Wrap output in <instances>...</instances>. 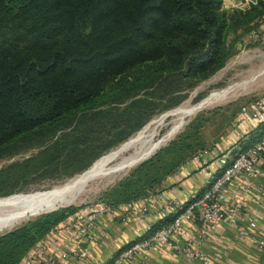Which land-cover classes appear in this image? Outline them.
Returning a JSON list of instances; mask_svg holds the SVG:
<instances>
[{"label":"trees","instance_id":"trees-1","mask_svg":"<svg viewBox=\"0 0 264 264\" xmlns=\"http://www.w3.org/2000/svg\"><path fill=\"white\" fill-rule=\"evenodd\" d=\"M225 2L0 0V158L33 134L67 129L140 68L193 82L222 70L232 56L231 35L264 19V0L232 11ZM262 134L264 124L250 131V141ZM82 210L63 208L0 236V264H20ZM171 220L154 224L152 232Z\"/></svg>","mask_w":264,"mask_h":264},{"label":"rangeland","instance_id":"rangeland-1","mask_svg":"<svg viewBox=\"0 0 264 264\" xmlns=\"http://www.w3.org/2000/svg\"><path fill=\"white\" fill-rule=\"evenodd\" d=\"M250 2L226 0L225 8L245 9ZM230 43L232 56L208 79L193 82L171 74L159 77L140 68L117 83L122 84L121 89L114 85L109 90L113 95L102 106L77 117L67 129L38 132L17 143L0 158V198L6 193L48 189L75 178L155 117L186 103L197 104L215 90L241 84L239 94L196 114L152 157L113 181L90 186L70 207L140 199L147 192L162 191L186 161L228 141L238 127L237 118L245 115L243 108L264 104V19L258 27L231 35Z\"/></svg>","mask_w":264,"mask_h":264},{"label":"built area","instance_id":"built-area-1","mask_svg":"<svg viewBox=\"0 0 264 264\" xmlns=\"http://www.w3.org/2000/svg\"><path fill=\"white\" fill-rule=\"evenodd\" d=\"M242 110L256 122V127L264 124V104ZM249 133L244 132L229 147L216 146L185 162L183 171L187 178L193 175L196 164L207 172V178L187 201L166 197L161 192H147L144 197L120 207L102 203L85 206L80 213L51 230L50 234L59 241L57 245L50 248L43 240L20 264H59L62 260L77 259L85 244L99 242L96 229L104 217L118 218L123 225H128L131 219L146 220L154 205L160 211L159 220L170 217L171 222L153 232L154 223H148L144 228V236L151 234L148 238L129 242L109 261L97 264H148L150 251L156 246L183 258L187 264H212L198 243L209 239L214 225L222 224L235 231L241 241L254 239L253 232L257 229L254 221L246 228L241 226L244 204L234 201L228 193V187L234 182L244 184V193L252 190L264 193V185L259 182L264 178V134L250 141ZM191 222L198 226L197 235L185 237L184 225ZM257 245L264 251V239H258Z\"/></svg>","mask_w":264,"mask_h":264},{"label":"crops","instance_id":"crops-1","mask_svg":"<svg viewBox=\"0 0 264 264\" xmlns=\"http://www.w3.org/2000/svg\"><path fill=\"white\" fill-rule=\"evenodd\" d=\"M238 120V127L231 134L221 147H229L236 143L244 132L253 131L256 122L248 115H242ZM220 146V145H219ZM213 157V156H212ZM194 167V173L187 178L185 172L180 171L169 179L161 192L166 197L187 201L188 198L197 191L202 182L207 178V172L199 168L198 164ZM264 185V178L259 181ZM244 184L234 182L228 187V193L234 201L240 200L244 204V212L241 218V226L246 228L250 222L257 223V229L253 232V238L239 240L235 231L228 227L218 224L211 228L209 239L206 242H199L200 249L211 260L212 264H264V251L258 248L257 240L264 239V193L252 190L242 192ZM157 193V192H153ZM126 205V204H121ZM117 206V207H120ZM146 220L131 219L128 225H123L118 218L110 216L104 217L97 225L96 233L100 240L96 244H85L82 252L77 259L61 261L60 264H97L98 262L109 261L121 248L129 242L144 236V228L148 223H158L160 211L154 205L150 213L145 217ZM198 232L196 223H187L183 228L185 237H195ZM43 242L50 248L57 245L56 237L49 234ZM115 251V252H114ZM150 262L148 264H187L185 260L165 248L156 246L150 251ZM199 264V263H194Z\"/></svg>","mask_w":264,"mask_h":264},{"label":"bare ground","instance_id":"bare-ground-1","mask_svg":"<svg viewBox=\"0 0 264 264\" xmlns=\"http://www.w3.org/2000/svg\"><path fill=\"white\" fill-rule=\"evenodd\" d=\"M240 87H242L241 84H233L222 90H215L197 104L186 103L155 117L128 140L95 161L88 168V172H86L87 169L75 178L48 189L23 192V194L32 195L34 192L45 191L44 194H34L26 198L20 195L0 199V235L36 218L37 216L31 213L37 208L52 204L56 207L72 205L80 200L90 186L107 183L120 177L167 145L196 114L235 97L239 94ZM164 128L167 129L163 133Z\"/></svg>","mask_w":264,"mask_h":264},{"label":"water","instance_id":"water-1","mask_svg":"<svg viewBox=\"0 0 264 264\" xmlns=\"http://www.w3.org/2000/svg\"><path fill=\"white\" fill-rule=\"evenodd\" d=\"M89 171V169L86 171V172H88ZM85 172V173H86ZM44 193H46L45 191H42V192H40V191H38V192H34V194H44ZM34 194H29V193H27V194H23V193H16V194H12V195H9V196H6V197H3V198H0V199H8V198H11V197H13V196H23L24 198H26V197H29V196H33ZM57 204V203H56ZM29 206V205H28ZM70 206H72V205H68V206H66V207H56V205L55 204H52V205H50V206H44V207H40V208H37L36 210H33L32 211V213H31V215H35V216H37V217H40V216H42V215H45V214H49V213H52V212H56V211H58V210H60V209H63V208H68V207H70ZM25 207V206H24ZM25 208H27V207H25ZM12 231V230H11ZM11 231H8V232H6V233H9V232H11ZM6 233H3V234H1V235H4V234H6Z\"/></svg>","mask_w":264,"mask_h":264}]
</instances>
